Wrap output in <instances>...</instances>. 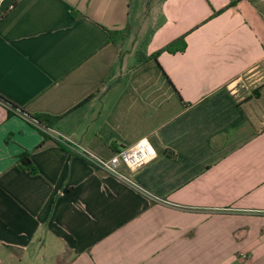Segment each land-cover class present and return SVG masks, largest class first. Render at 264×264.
Listing matches in <instances>:
<instances>
[{
    "label": "crops",
    "instance_id": "obj_1",
    "mask_svg": "<svg viewBox=\"0 0 264 264\" xmlns=\"http://www.w3.org/2000/svg\"><path fill=\"white\" fill-rule=\"evenodd\" d=\"M243 80L263 85L264 0H0L3 101L102 158L157 151L126 171L142 192L0 100V264H264V87Z\"/></svg>",
    "mask_w": 264,
    "mask_h": 264
},
{
    "label": "built area",
    "instance_id": "obj_2",
    "mask_svg": "<svg viewBox=\"0 0 264 264\" xmlns=\"http://www.w3.org/2000/svg\"><path fill=\"white\" fill-rule=\"evenodd\" d=\"M7 107L9 106L7 105ZM14 112L23 119L31 122L33 125L41 129L44 134L50 136L58 144L64 146L69 152L85 160L94 168L137 190L145 192L133 181L132 178H130L128 174H126V171H136L157 157L156 149L147 139L140 140L134 145L122 148L115 152L110 158H102L90 152L71 138L55 131L53 128L42 126L38 121L32 119L26 112L20 110Z\"/></svg>",
    "mask_w": 264,
    "mask_h": 264
},
{
    "label": "trees",
    "instance_id": "obj_3",
    "mask_svg": "<svg viewBox=\"0 0 264 264\" xmlns=\"http://www.w3.org/2000/svg\"><path fill=\"white\" fill-rule=\"evenodd\" d=\"M130 27L125 28L124 30L121 31H109V40L108 42L117 45L120 42H122L123 40H125L129 35H130ZM186 48V45L184 43V38L181 37L173 42H171L170 44H168L167 46H165L164 48H162L160 51L156 52L155 54L147 57L143 54H141L139 56V64H143L149 60H157V57L159 56V54H161L162 52H169V53H177V52H182L184 51ZM0 100L2 102L5 103V105L9 106L10 109L16 111V110H20L22 112H25L23 109H19L13 105H11L8 102L3 101L1 98ZM29 115V114H28ZM32 119L38 121L42 126L46 127V128H52L60 119V117H53L50 115H29ZM20 166L22 168H24L27 172L33 174L35 172L34 168L31 165L30 159H29V154L25 153L23 155H21L20 157Z\"/></svg>",
    "mask_w": 264,
    "mask_h": 264
},
{
    "label": "rangeland",
    "instance_id": "obj_4",
    "mask_svg": "<svg viewBox=\"0 0 264 264\" xmlns=\"http://www.w3.org/2000/svg\"><path fill=\"white\" fill-rule=\"evenodd\" d=\"M261 83H263V85H259V86L257 84L251 85V82H249L248 80H243L234 89L237 90L238 96L244 97L246 99L248 97L247 95L248 92H252L255 89L258 88L260 89V87H264V81H261ZM243 84L245 86H241ZM255 86H257V88H254Z\"/></svg>",
    "mask_w": 264,
    "mask_h": 264
}]
</instances>
